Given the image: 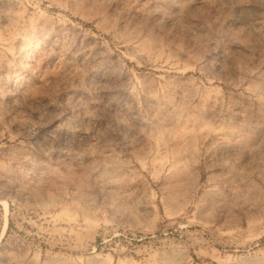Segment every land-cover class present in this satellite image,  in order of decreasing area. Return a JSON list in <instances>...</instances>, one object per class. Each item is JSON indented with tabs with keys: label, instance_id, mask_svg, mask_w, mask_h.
Returning a JSON list of instances; mask_svg holds the SVG:
<instances>
[{
	"label": "rangeland",
	"instance_id": "1",
	"mask_svg": "<svg viewBox=\"0 0 264 264\" xmlns=\"http://www.w3.org/2000/svg\"><path fill=\"white\" fill-rule=\"evenodd\" d=\"M0 264H264V0H0Z\"/></svg>",
	"mask_w": 264,
	"mask_h": 264
}]
</instances>
